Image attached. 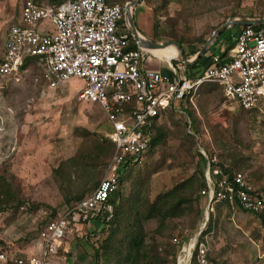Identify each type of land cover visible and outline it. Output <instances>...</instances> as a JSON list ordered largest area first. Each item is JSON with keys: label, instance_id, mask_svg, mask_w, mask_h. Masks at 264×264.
<instances>
[{"label": "rangeland", "instance_id": "1", "mask_svg": "<svg viewBox=\"0 0 264 264\" xmlns=\"http://www.w3.org/2000/svg\"><path fill=\"white\" fill-rule=\"evenodd\" d=\"M115 1L124 6L128 0ZM8 2L14 8L18 0ZM3 3L0 0V9ZM162 4L161 0H143L141 7L152 9V13L157 9L154 22L159 33L180 36L184 41L207 38L230 17L264 16V0H166ZM233 12L237 13L231 16ZM5 23L0 15V45ZM38 29L54 31L48 18L41 20ZM120 29L124 31L127 27L121 25ZM79 86L78 80H71L49 88L30 65L21 80L0 92V176L10 181L12 191L21 201V205L0 212V246L22 245L38 235L49 219L75 203L73 196L83 178L74 180L70 186L66 181L68 165L75 154L89 147L94 135L106 138L107 129L100 106L79 99ZM203 91L198 92L196 100L200 116L193 126L197 133L189 129L185 110L166 112L159 120L166 131L165 138L152 151L148 149L127 173L114 192V200L126 198L133 181L143 183L153 198L176 181L196 173L195 147L201 152L203 147L206 154L215 153L226 162L234 157L237 170L254 187L264 189V110L240 108L223 97L216 86ZM185 131L194 133V137H185ZM59 166L60 174L54 171ZM105 173L106 166L100 164L89 168V175L97 182ZM198 185L194 195L202 187ZM207 207V198L202 197L197 217L192 205L189 214L167 220L159 233L154 232L157 221L147 220L144 223L147 253L170 260L171 253L164 250L170 236L187 237V243L201 227L205 228L212 214L213 226L205 236L210 264H264V228L257 215L218 203ZM71 235L66 232L61 240L68 242ZM103 237L105 232L94 235L92 241L73 237L77 240L72 251L68 250L69 256L72 254L79 262L80 258L91 257ZM56 255L63 256L65 252L58 250ZM89 263H94L92 257Z\"/></svg>", "mask_w": 264, "mask_h": 264}, {"label": "built area", "instance_id": "2", "mask_svg": "<svg viewBox=\"0 0 264 264\" xmlns=\"http://www.w3.org/2000/svg\"><path fill=\"white\" fill-rule=\"evenodd\" d=\"M123 17L122 6L108 0L55 4L24 0L21 21L6 31L0 45V92L21 80L30 65L49 88L78 80L79 99L101 107L108 124L105 137L115 149L96 187L40 229L38 253L22 256L5 249L0 251V261L47 264L76 223L108 218L113 210L110 197L122 169L139 162L149 149L150 133L145 130L152 119L194 105L203 82L218 84L224 97L243 109L264 105V24L242 26L232 34L233 43L225 54H211L202 72L190 77L182 63L171 65L170 74L146 70L148 54L141 48H128L129 34L120 29ZM43 18L49 19L53 32L38 29ZM204 179L199 192L207 198L208 207L226 200L253 214L264 213V191L257 192L243 172L228 179L219 168L210 170L208 162ZM199 235L196 232L187 243V239L182 242L175 264H210L206 243L198 241ZM172 241L180 243V238Z\"/></svg>", "mask_w": 264, "mask_h": 264}, {"label": "trees", "instance_id": "3", "mask_svg": "<svg viewBox=\"0 0 264 264\" xmlns=\"http://www.w3.org/2000/svg\"><path fill=\"white\" fill-rule=\"evenodd\" d=\"M53 1L58 3L60 0ZM109 1L116 2L115 0ZM161 1L163 2L162 5L166 2V0ZM156 11L157 9H154L155 20L157 16L155 13ZM236 13L237 12H233L231 16H234ZM121 22L123 23V19ZM252 26L256 27L254 25ZM127 33L130 38L128 48H136L130 33ZM223 33L224 32H222L219 37ZM184 40L186 39L178 37V41L181 45L195 42L201 45L206 38L201 36L192 41ZM198 67L199 63L186 66V69L188 70L197 68L194 72L188 73V76L196 77V74H198L202 69V67ZM185 113L189 116V129H191L194 133H197V129L193 126L195 118L192 115V111L189 109V105L185 109ZM155 119L156 118L152 119L150 126H148V129L145 130V132L148 130L150 133L149 151H152V149H154L165 138L166 134L163 126L157 125ZM194 133L192 134L185 131L184 135L185 137L193 138ZM94 136L95 137L91 139L89 147L85 151L75 154L68 165L70 169H67L68 175L66 181L70 186H72L74 180H78L81 177L83 178L80 182L78 192H76L73 196L74 202L81 199L88 190L92 191V189L98 184V182L89 175V168H96L98 164L105 167L115 149L114 144L107 138H104L101 135ZM195 155L197 157L196 173L191 174L187 178L176 181L170 188L158 192L153 198H150L144 184L137 183V181L132 182L131 190L126 198L121 197L119 200H114L110 197V201L113 204L111 215L108 218H101L100 216L97 217L98 219L101 218L100 220L102 222L99 234L105 232V237H103L101 244L93 249L91 256L94 262L93 264H175V258L179 248L187 237L184 238L177 235L170 236L169 241L164 245L166 253H171L170 260H167L166 257L158 254L151 255L147 253L146 250L147 245L144 239L146 231L144 229V223L147 220L155 219L157 221V226L155 227L154 232L159 233L165 226V222L167 220L174 217H180L183 214H189L192 210V205H195L194 212H196L195 217H197L201 213L202 209L201 198L205 196L200 192L194 195V192L195 187L199 186L198 184L203 186L205 183L204 172L208 162L210 170L217 167L219 168L221 175L226 176L228 179H231V177L239 171L237 170V159L234 157L231 158L229 162H226L225 159L221 158V156H219V158L214 154L205 156L200 151L199 147H195ZM136 164L137 163H130L124 170L122 169L119 184H121L124 177ZM54 171L55 173L58 172V174H60V166L55 168ZM98 172L101 171L99 170ZM198 180L199 182H197ZM255 190L257 192L264 191L259 188H256ZM214 203H218V206L223 204L225 206L232 207V205L226 200L213 202L211 203V206H213ZM18 205H21V201L12 191L10 181L0 176V212L17 207ZM233 206L242 209L237 202H235ZM255 215H257L264 228V213H255ZM55 217L57 216H54L53 218ZM45 224L42 227H44ZM212 224L213 218L212 214H210L209 221L207 222L205 228L201 231L198 241L205 242V236L210 233L213 226ZM175 236L180 238V243H174L172 241V238Z\"/></svg>", "mask_w": 264, "mask_h": 264}, {"label": "crops", "instance_id": "4", "mask_svg": "<svg viewBox=\"0 0 264 264\" xmlns=\"http://www.w3.org/2000/svg\"><path fill=\"white\" fill-rule=\"evenodd\" d=\"M35 1L38 4H55V3H57L53 0H35ZM128 1H130V0H128ZM23 2H24V0H18V2L16 3V7L12 8V7H10V5H8V3H9L8 0H4L2 8L0 9V15H1V17H3V20L6 21L5 27L3 29H1V31L3 30L2 34H1L2 41L4 39L5 33L8 30V28L12 24H16V23H19L21 21V8L23 5ZM111 3H114V2H111ZM142 3H143V0H138V2L132 8L133 21H134L136 30L138 32V35L141 38L148 39L154 43H163L165 41H176L179 43V47L181 49L182 54L186 58H188V60H190L189 64H186L182 60H180L179 50L174 43L168 42V43H166L160 47H156V46L155 47H153V46H147L146 47V46L138 45L137 41L133 38V36L129 30V26H128L126 19L123 17L122 18L123 23L121 25H125L127 27V30H124V31L130 33V35H131V37H132V39L136 45V48H141L144 51H146L148 54L145 61H144V67L148 71L160 72L163 74H170V73H172L171 65L182 63L185 67V73L188 75V73L194 72L197 68H193L192 70H190V69L188 70V69H186V66H191V65H194L196 63H199L198 68L202 67L201 71L198 73V74H200L202 72V70L205 68V66L208 64L210 55L213 53L214 54H217V53L218 54L219 53L225 54L227 48L233 43L232 34H234L242 26H244L242 24H235V25H232V26L226 28L224 31H222L224 33L219 37V35L222 33L221 32L212 42H210V44L206 48L205 52L203 54H201L197 60H194V56L201 49V47L203 46L205 41L201 45H199L197 42L192 43V44L181 45L180 42L178 41V37H180V36L169 35L165 32L162 34L159 33L158 29H157V25L154 22L155 21L154 11L152 13V9H150L148 7H144V8L141 7ZM124 6H125V4H124ZM124 6H122L123 14H124ZM134 9H137V11L133 12ZM124 16H125V14H124ZM243 17H245V16H243ZM262 17H264V16H262ZM249 18H261V17H250L249 16ZM262 24H264V23H259V24H255V25L252 24V25L259 26ZM198 74H196V75H198ZM215 86L219 88L222 96L224 97L221 87L218 84H216L215 82H209V81L203 82L198 87L197 94H198V92L202 93L203 90H206L208 88L215 87ZM198 96H199V94H198ZM196 100H197V95H196L195 100H194V105L188 104L190 111H192V109H193L192 115L195 118V120H197V117L200 116L199 111L196 107ZM232 102H234V101H232ZM234 103L236 106H239L236 102H234ZM245 110H249V111H255L256 110V112L262 111V110H264V105L261 107H254V108L245 109ZM155 120L157 122L156 124L160 125L159 124L160 119L156 118ZM105 121H106V119H105ZM189 122H190V120H189ZM107 129H108V124H107ZM209 144H210V147L213 148V145L210 141H209ZM201 150L205 156L208 155V154H206L203 147H201ZM213 154L215 155V153H213ZM207 165H208V163H207ZM248 181L250 182L249 179H248ZM118 186H120V184ZM117 188L112 191L111 197L114 196V192L117 190ZM254 188L256 189L257 187H254ZM232 207H234V206L232 205ZM244 211L249 212L247 210H244ZM101 227H102V222L98 218L91 219L88 222L76 223L73 230L71 232H69L72 234L68 238L69 241L68 242L61 241L60 247L58 249L61 252L62 251L65 252V255L58 256L55 254L54 256H51L48 259L47 264H80V263L91 264V263H89V262H91L90 256L86 257V259L80 258V262H79V260H76V259H74V257H72V254H70L71 256H69L68 250L70 251V249H71V251H72L73 242L76 241L77 239L88 241V238H89L92 241L93 240L92 237L94 235H99ZM88 232L89 233L92 232L93 235L88 234ZM73 237H74V239L77 237L78 238L76 240H73ZM40 247H41V239L38 237V235H34L33 237H30L28 240H26L22 245L21 244L20 245L19 244L18 245L9 244L7 246H0V251L5 250V249H7L8 251L16 250L19 255L27 256L30 254L38 253L40 250ZM67 253H68V256H67ZM0 264H9V262L8 261L7 262L0 261Z\"/></svg>", "mask_w": 264, "mask_h": 264}, {"label": "water", "instance_id": "5", "mask_svg": "<svg viewBox=\"0 0 264 264\" xmlns=\"http://www.w3.org/2000/svg\"><path fill=\"white\" fill-rule=\"evenodd\" d=\"M138 2V0H130L128 2L125 3L124 6V14H125V19L128 23L129 26V30L133 36V38L137 41L138 45L141 46H153V47H160L163 46L166 43H174L178 50H179V58L180 60H182L184 63L189 64L190 60H188V58H186L182 52L181 49L179 47V43L176 41H165L163 43H154L148 39H143L138 35V32L136 30L134 21H133V16H132V8L133 6ZM259 23H264V17L261 18H249V17H230L228 18L226 21H224L223 23H221L220 25H218L213 31L212 33L208 36V38L205 40L203 46L201 47V49L196 53V55L194 56V60H197L199 58V56L201 54H203L206 50V48L208 47V45L210 44V42H212L222 31H224L226 28L235 25V24H242V25H252V24H259ZM202 231V227L198 230L197 235L200 234V232Z\"/></svg>", "mask_w": 264, "mask_h": 264}]
</instances>
